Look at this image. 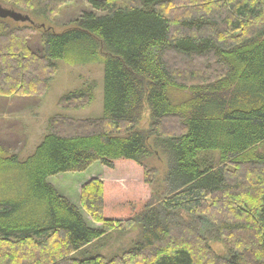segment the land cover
<instances>
[{"label":"trees","instance_id":"16d2710c","mask_svg":"<svg viewBox=\"0 0 264 264\" xmlns=\"http://www.w3.org/2000/svg\"><path fill=\"white\" fill-rule=\"evenodd\" d=\"M2 1L48 18L70 0ZM88 5L60 33L34 22L0 28L2 105L42 94L57 61L103 64L98 119H50L24 159L0 139V264H264V0ZM36 32L39 49L29 43ZM177 89L188 96L175 100ZM92 95L71 92L58 105L84 106ZM157 154L166 157L161 179L148 166ZM96 162L103 179L79 194L95 228L48 178ZM200 217L214 226L209 236L197 230ZM134 227L128 247L100 251L105 236ZM212 240L235 257L217 255Z\"/></svg>","mask_w":264,"mask_h":264},{"label":"rangeland","instance_id":"374dc122","mask_svg":"<svg viewBox=\"0 0 264 264\" xmlns=\"http://www.w3.org/2000/svg\"><path fill=\"white\" fill-rule=\"evenodd\" d=\"M0 5L7 9L18 12L22 15L30 17L35 26L38 27V32L42 30L60 33L67 28L72 27V21L75 20L83 11L88 10V0H70L66 5L62 6L56 13H53L48 18L35 16L28 9L20 5H14L10 2L0 0ZM0 21L2 31H8L14 27L27 25L25 23L15 22L12 19L6 18ZM72 24V25H71ZM39 34L36 32L31 35L29 43L34 49H39L37 41ZM170 61L181 62V59H175L173 55H169ZM53 77L48 82L47 88L42 94L25 100L20 98L9 99L10 102L5 106L0 104V125L5 128L4 134L0 133V139H5L8 142L10 152L18 154L24 159L34 153L38 143L47 133V123L54 117H66L76 121L95 120L102 115L103 111V64L101 63H86L71 65L64 61L56 62V70ZM92 89V101L84 106V98L81 100L71 101L66 106L74 108L68 109L66 106H59L58 103L62 96L77 92L80 90ZM172 96L175 100H182L188 96V91L172 90ZM6 102L8 99H5ZM81 101V102H80ZM85 104V103H84ZM62 107V108H60ZM149 112L145 109L143 116L138 124L142 130L148 127ZM171 127H165V131L169 132ZM7 130V131H6ZM151 143L149 139L148 144ZM159 153L160 150H157ZM213 159L217 157L214 154ZM149 168H153L155 178L161 179L166 170V157L162 154H157L152 157L148 163ZM105 168L96 162L92 164L86 171L81 173H62L48 178V182L57 190V192L67 198L75 205L79 204V190L83 186V180L90 174H103ZM98 178V177H96ZM79 206V205H78ZM81 209V207L79 206ZM84 219L88 225L95 224L91 218L81 209ZM186 224L194 223L189 217H184ZM197 230L201 236H209L214 226L205 218L200 217L196 223ZM139 234V229L134 227L126 234L112 233L104 237L100 251L106 255L117 254L123 248L128 247L136 240ZM212 250L219 256H227L234 258L232 253H228L226 247L220 241L212 240L210 242Z\"/></svg>","mask_w":264,"mask_h":264},{"label":"water","instance_id":"95a60500","mask_svg":"<svg viewBox=\"0 0 264 264\" xmlns=\"http://www.w3.org/2000/svg\"><path fill=\"white\" fill-rule=\"evenodd\" d=\"M6 18L12 19L15 22H20V23L28 22L32 24V21L27 15H22L13 10H7L0 5V19H6Z\"/></svg>","mask_w":264,"mask_h":264},{"label":"crops","instance_id":"0c3cea01","mask_svg":"<svg viewBox=\"0 0 264 264\" xmlns=\"http://www.w3.org/2000/svg\"><path fill=\"white\" fill-rule=\"evenodd\" d=\"M103 176H104L103 174H102V175H101V174H100V175H99V174H90L89 176H87V178H85L86 181L83 180V182L86 183V182H88V181H90V180H92V179H96V177H98L97 179L102 180V179H103ZM85 183H83V185H84ZM79 193H80V190H79ZM78 205L80 206V204H78ZM78 205H77V206H78ZM90 226H91V227H95V228H96V227H99L98 224H90Z\"/></svg>","mask_w":264,"mask_h":264}]
</instances>
